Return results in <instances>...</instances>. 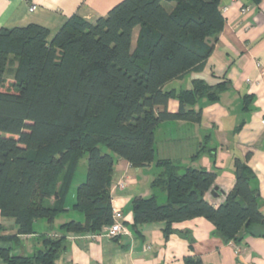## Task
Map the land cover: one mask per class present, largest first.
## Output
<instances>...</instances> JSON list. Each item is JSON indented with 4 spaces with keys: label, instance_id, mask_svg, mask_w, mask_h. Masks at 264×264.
I'll list each match as a JSON object with an SVG mask.
<instances>
[{
    "label": "trees",
    "instance_id": "obj_1",
    "mask_svg": "<svg viewBox=\"0 0 264 264\" xmlns=\"http://www.w3.org/2000/svg\"><path fill=\"white\" fill-rule=\"evenodd\" d=\"M221 1L124 0L93 24L71 17L52 40L37 25L0 30V217L13 219L19 229L9 239L19 244V236L36 234L38 221L53 225L71 210L84 219L61 225V236L40 234L42 248L32 256L0 247L2 264H55L67 234L105 233L114 221L118 158L156 170L155 194L133 202L136 233L163 223L168 238L175 224L204 218L225 243L239 244L245 231L264 238L250 155L234 158L236 184L219 207L205 199L215 188L214 172L157 157L162 124H200L199 100L216 102L227 89L226 82L211 86L203 79L185 90L165 88L204 68L214 50L211 40L224 28ZM172 99L180 103L177 113L168 111ZM85 156L86 180L68 207ZM4 229L0 225V240L7 239ZM185 264L204 263L193 256Z\"/></svg>",
    "mask_w": 264,
    "mask_h": 264
},
{
    "label": "crops",
    "instance_id": "obj_2",
    "mask_svg": "<svg viewBox=\"0 0 264 264\" xmlns=\"http://www.w3.org/2000/svg\"><path fill=\"white\" fill-rule=\"evenodd\" d=\"M123 1L0 0V30L37 25L48 29L52 40L71 17L93 24ZM33 5L37 6L35 11H31ZM221 9L224 28L217 41L211 40L214 50L204 68L165 88L185 90L191 87L192 80L203 79L211 86L226 82L227 89L216 102L199 100L195 109L202 110L200 124H162L156 135L157 157L177 159L184 167L214 172L218 197L210 192L205 199L219 207L236 184L234 158L250 155L248 163L256 177L253 186L259 191L264 213V0H222ZM138 33L139 29L134 33V44ZM179 108L178 100L169 101V112L177 113ZM155 174L154 166L138 169L116 159L112 205L123 213L129 233L116 239L105 233L67 234L66 249L55 264H185V259L193 256L200 257L204 264H264V238L245 231L239 244L225 243L204 218L175 224L168 238L163 223L144 225L139 234L132 230L133 202L137 197L155 194L151 188ZM76 191L71 189L68 207L74 205ZM77 214L72 210L61 214L53 225L38 221L36 234L19 236V244L9 239L18 235L15 221L0 217V225L5 228L1 236L7 237L0 240V247L32 256L42 248L40 234L61 236V225L71 220L83 221Z\"/></svg>",
    "mask_w": 264,
    "mask_h": 264
},
{
    "label": "built area",
    "instance_id": "obj_3",
    "mask_svg": "<svg viewBox=\"0 0 264 264\" xmlns=\"http://www.w3.org/2000/svg\"><path fill=\"white\" fill-rule=\"evenodd\" d=\"M36 9H37L36 5H33L31 7V11H35ZM242 12L246 13V10H243ZM128 233H129V229L125 222V217L123 213L120 210H114L113 224L106 229L105 234L114 239L122 234H128Z\"/></svg>",
    "mask_w": 264,
    "mask_h": 264
},
{
    "label": "rangeland",
    "instance_id": "obj_4",
    "mask_svg": "<svg viewBox=\"0 0 264 264\" xmlns=\"http://www.w3.org/2000/svg\"><path fill=\"white\" fill-rule=\"evenodd\" d=\"M106 151V149L104 150ZM87 169H88V156H85L83 157V159H81L80 161V166H79V170L77 172V175L75 177V181H74V184H73V187H72V190L75 189V191L77 190V187L83 183L85 180H86V176H87ZM82 176H84V181H81L82 180ZM76 187V188H75ZM76 196V195H75ZM73 213V212H71ZM71 215V214H70ZM75 215V214H74ZM79 215L82 219H83V216H81L80 214H77ZM69 220H71V217H69ZM84 220V219H83ZM43 221V220H42ZM38 231V230H36Z\"/></svg>",
    "mask_w": 264,
    "mask_h": 264
},
{
    "label": "water",
    "instance_id": "obj_5",
    "mask_svg": "<svg viewBox=\"0 0 264 264\" xmlns=\"http://www.w3.org/2000/svg\"><path fill=\"white\" fill-rule=\"evenodd\" d=\"M217 192H218V189H217V188H214V189L211 191V195H214L215 197H218Z\"/></svg>",
    "mask_w": 264,
    "mask_h": 264
}]
</instances>
